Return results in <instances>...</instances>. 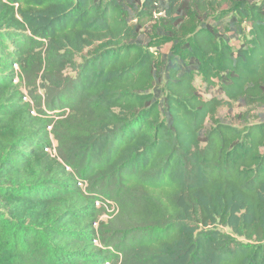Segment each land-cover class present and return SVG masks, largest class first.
Segmentation results:
<instances>
[{
    "label": "trees",
    "instance_id": "16d2710c",
    "mask_svg": "<svg viewBox=\"0 0 264 264\" xmlns=\"http://www.w3.org/2000/svg\"><path fill=\"white\" fill-rule=\"evenodd\" d=\"M232 103L264 108V0H0V264H264Z\"/></svg>",
    "mask_w": 264,
    "mask_h": 264
},
{
    "label": "rangeland",
    "instance_id": "374dc122",
    "mask_svg": "<svg viewBox=\"0 0 264 264\" xmlns=\"http://www.w3.org/2000/svg\"><path fill=\"white\" fill-rule=\"evenodd\" d=\"M166 49L167 46L165 47V50ZM77 62H81V59L78 58ZM195 85L205 99L210 98L213 95H218L217 90H208L206 88V84L202 81L201 76L199 75L195 78ZM261 120H264V108L247 107L238 103H232L221 107L217 115L214 118L209 119L208 125L217 122H229L236 125H243L259 122Z\"/></svg>",
    "mask_w": 264,
    "mask_h": 264
},
{
    "label": "built area",
    "instance_id": "2783aa9c",
    "mask_svg": "<svg viewBox=\"0 0 264 264\" xmlns=\"http://www.w3.org/2000/svg\"><path fill=\"white\" fill-rule=\"evenodd\" d=\"M55 145H56V144L54 143L53 148L49 150V152L52 153V155L55 153ZM78 184H79V186H81V187H85V186H86V184H85L84 182H78ZM113 209H114V208H113ZM95 242L98 243L97 240H95ZM107 264H108V263H107Z\"/></svg>",
    "mask_w": 264,
    "mask_h": 264
}]
</instances>
